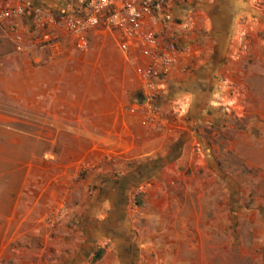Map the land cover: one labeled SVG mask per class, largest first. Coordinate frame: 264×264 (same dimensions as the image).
Listing matches in <instances>:
<instances>
[{
  "label": "rangeland",
  "instance_id": "obj_1",
  "mask_svg": "<svg viewBox=\"0 0 264 264\" xmlns=\"http://www.w3.org/2000/svg\"><path fill=\"white\" fill-rule=\"evenodd\" d=\"M196 69L154 87L157 147L126 162L63 163L84 149L32 125L22 80L0 131V264H264V75Z\"/></svg>",
  "mask_w": 264,
  "mask_h": 264
},
{
  "label": "crops",
  "instance_id": "obj_2",
  "mask_svg": "<svg viewBox=\"0 0 264 264\" xmlns=\"http://www.w3.org/2000/svg\"><path fill=\"white\" fill-rule=\"evenodd\" d=\"M31 1L54 12L76 3ZM169 8L173 21L164 25L163 36L177 38L189 53L176 61L159 86L183 75L185 67L197 68V78L217 77L234 85L259 81L264 75V6L256 7L250 0H182L170 3ZM88 40L84 51L76 50L72 40L65 38L58 53L48 48L15 52L0 28V131L6 121H15L14 116L22 113L18 84L27 80L32 125L46 132L72 133L77 144L71 148L84 149L63 163L77 164L88 158L93 162L111 157H119L120 162L143 159L157 146L143 138L147 133L141 134L145 123L137 109L144 97L136 94L138 89L142 93L138 75L142 58L135 49L122 53L114 31L101 26L88 32ZM6 44L13 54L28 58L5 57ZM132 57L137 60L134 65L129 62Z\"/></svg>",
  "mask_w": 264,
  "mask_h": 264
},
{
  "label": "built area",
  "instance_id": "obj_3",
  "mask_svg": "<svg viewBox=\"0 0 264 264\" xmlns=\"http://www.w3.org/2000/svg\"><path fill=\"white\" fill-rule=\"evenodd\" d=\"M182 0H76L71 9L54 12L31 0H0V28L12 41L15 52L61 51L63 40L70 38L78 51L88 48V32L97 26L114 31L122 53L138 51V69L144 101L137 109L144 123L153 129L164 124V114L153 103L154 87L189 49L177 38L165 39L164 25L172 22L170 3ZM202 1V0H196ZM263 7L264 0H250ZM25 20L27 24H25ZM29 38L25 41V37ZM136 64L135 58H130ZM133 111V109H131Z\"/></svg>",
  "mask_w": 264,
  "mask_h": 264
}]
</instances>
